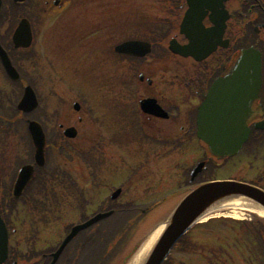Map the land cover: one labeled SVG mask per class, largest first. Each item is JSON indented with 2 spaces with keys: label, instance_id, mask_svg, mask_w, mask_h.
I'll list each match as a JSON object with an SVG mask.
<instances>
[{
  "label": "rangeland",
  "instance_id": "rangeland-1",
  "mask_svg": "<svg viewBox=\"0 0 264 264\" xmlns=\"http://www.w3.org/2000/svg\"><path fill=\"white\" fill-rule=\"evenodd\" d=\"M100 1L74 0L73 6H64L51 18L33 16L37 34L33 42L34 47L26 50V53H30L22 64L23 75L30 74L31 80H35L37 95L40 98L37 112L46 124L44 129L47 137V164L50 168L60 166L83 185L88 200H92L90 204L85 205L84 212L91 214L104 200H109L115 188L122 189L118 198L113 200L112 204L109 203L114 210L118 204L122 205L124 210L115 212L109 219L98 224L99 227L107 225L115 229L113 233L105 236L100 232L99 235L95 234L94 238L92 234L96 233L97 230L94 229L98 227L95 226L85 233L83 243L76 245L73 250H67L63 256L70 260L69 264L76 261L80 263L75 264H139L134 261L143 242L162 225L188 189L186 171L204 156L208 157V152L203 145L176 147L174 141L178 136L177 132L169 131V128L167 135H170L173 145L153 143L143 137L144 140L139 141L138 138L125 136L128 133L123 131L126 125L117 117V112L122 107H133L131 99L136 94L134 92L133 97L131 94L126 96L124 92L118 94V90H114L113 82L120 77L129 81L131 76V81L133 80L131 63L120 60L113 71L112 56L109 60L104 58L110 51H107L109 45L100 48L99 43L114 44L126 38L144 39L138 31L134 32L129 27L127 21L131 16L137 15L136 9L142 7L146 0H120L121 13L117 28L111 27L112 14H106L99 8ZM151 1L150 4L154 6L155 1ZM94 11L95 15L88 16ZM23 14L25 15V10ZM37 20L42 21L39 29ZM69 22L75 28L71 33L67 32ZM81 28L84 29V34ZM98 35L101 38H98ZM32 59L37 67H31L34 63L27 62ZM117 68L119 72L115 74ZM157 85L165 97L175 98V86H169L165 82ZM75 101L81 104L79 112L72 108ZM11 105L13 103L10 102L7 105V123L18 125L20 117L14 114L15 106ZM146 121L142 118L140 123L146 126ZM59 124L64 127L74 126L78 132L77 136L72 140L64 138L62 131L59 128L56 130ZM18 129L23 131V137L27 136L26 125L22 128L19 126ZM92 152L99 163L94 164L96 158L93 160ZM239 155L226 162L214 160L215 166L221 165V168L216 169L212 177H253L248 174L245 176L239 170ZM83 156L94 161L90 163L91 168L85 163ZM93 172L97 173V176H94ZM68 199L70 200L65 202L61 210L62 218L56 220L53 230L51 226L37 221L39 233L35 232L36 213L32 212L27 216L24 212L21 219L23 240L39 234L43 241L39 245L36 244L37 248H47L54 241L56 245L63 235L64 226L75 223L79 218L78 212L71 210L69 206L75 203V198L73 201L70 197ZM261 218L244 211L238 217L228 216L224 212L223 215L199 221L187 234L194 244L191 249L185 250L186 252L175 249L169 260L171 264H211L213 253L217 256L227 253L226 258L230 259L217 263L264 264L263 247L252 234L247 233L252 227L239 223L250 222L253 226H259L258 223L264 224V217ZM91 238L92 244L89 243ZM19 240L20 236L13 237L11 245L18 249L16 246ZM30 244L23 243L24 247L19 249L26 250Z\"/></svg>",
  "mask_w": 264,
  "mask_h": 264
},
{
  "label": "flooded vegetation",
  "instance_id": "flooded-vegetation-1",
  "mask_svg": "<svg viewBox=\"0 0 264 264\" xmlns=\"http://www.w3.org/2000/svg\"><path fill=\"white\" fill-rule=\"evenodd\" d=\"M1 1L0 44L7 50L12 61L13 50H17L12 44V33L18 20L23 18L24 10L26 16L33 20L34 13L39 12L42 17H52L64 6L74 5V0H59L57 5L53 3V0ZM150 1L146 0L142 7L136 9L137 15L131 16L127 21L134 32L138 31L140 36L144 37V39L129 38L128 40H142L149 43L150 52L148 55L135 57L120 55L115 52L111 53V47H115L119 44V41L114 44L99 43L100 48L109 45L107 51H110L105 54L107 58H105V55L104 58L109 60L112 56L113 71L120 60L131 63L129 65L130 71L133 72V80L131 81V76L129 81L121 77L117 79L114 77L116 79L113 82L114 90H118L117 93L121 94V92H125L130 82H138L139 87H136L138 95L134 97V100H136V109L138 110L139 129L128 124L126 128L128 136L131 139L138 138L139 141H143V138H145L153 143L173 145V140L169 138L170 135H167V129L169 128V131L174 130L177 132L178 136L174 141L176 147L201 145V142L196 137L198 105L204 99L208 88L215 78L228 73L241 50L252 47L259 55L261 63L259 97L252 104L251 114L247 119V125L250 129L247 140L237 155L232 158H225L224 162L240 154L239 170L245 176L246 174L253 176L250 179L246 176L245 181L264 189V129L255 127L257 123L264 119V0H197V6H201L203 13L205 12L201 19L202 26L200 27L202 28H197L198 36L199 38L202 37L201 34L207 31L206 33L210 34L211 44L214 46L213 51L203 59L183 57L169 51V41L172 38L181 45L188 43L185 36L180 33V23L187 9L186 2L184 0H154L153 6ZM120 3V0H107L106 2L101 0L99 2V8L103 12L112 14V28L119 26ZM95 14L96 12L94 11L88 16ZM30 24L34 35L35 29L32 22ZM39 25L40 23L38 22V29ZM74 30L72 23L69 22L67 32L71 33ZM102 30L103 28H101ZM81 31L82 34L85 33L83 28H81ZM143 34H146V36H143ZM98 38L101 37L98 35ZM196 46L198 48L196 52L200 56L201 46L199 44ZM20 50H17L14 56L19 57L22 61L23 53ZM118 72L119 68H117L115 74H118ZM162 82L176 87L175 98L169 99L163 95V91L157 85V83ZM22 88L23 84L21 81L16 85L8 82L0 65V217L5 222L8 230H10L9 226L12 227L9 244L14 236H17V238L20 236L17 246L18 251L12 254L9 245L8 257L3 264H50L52 253L58 246L49 251L46 250L51 247L46 250H40L36 247V244L39 245L43 241V237L39 234L30 236V239L26 240L28 242L24 241V237L21 235V218L24 212L22 200L15 202L16 205L14 207L13 203H9L8 197L12 194V188L19 168L24 164L25 153L23 131L20 132L18 129L19 126L22 128L24 125V116L20 111L19 113H14L18 118L20 117V123L17 122L18 125L7 123L8 94L12 98L18 96L22 94ZM119 97L120 95L117 96V98ZM143 98L155 99L157 104L167 112V117L142 113L138 103ZM11 103L14 105V100ZM131 114L133 115L134 113ZM117 115L119 118V112H117ZM142 118L147 120L146 126L140 123ZM60 130L63 132L62 128ZM131 131L136 134L131 135ZM214 159L213 157H207L205 161L212 166ZM230 165L235 167L234 164ZM71 194V190L66 192L67 196H71ZM61 207H63V204L56 203L53 197L48 199L47 204L34 207L37 213L34 224L35 232L39 233L38 223L52 227L57 210ZM23 243L31 244L26 250L19 249L24 247ZM66 253L67 248H65L55 264H67V257L65 256L63 259V255ZM226 254L217 256L216 253H213L214 256L210 260L211 264H219L217 263L218 261L230 259L229 257L226 258ZM169 258L170 256L167 257L164 264H171Z\"/></svg>",
  "mask_w": 264,
  "mask_h": 264
},
{
  "label": "water",
  "instance_id": "water-1",
  "mask_svg": "<svg viewBox=\"0 0 264 264\" xmlns=\"http://www.w3.org/2000/svg\"><path fill=\"white\" fill-rule=\"evenodd\" d=\"M22 2L24 0H14ZM197 0H186L188 6L180 24V33L188 39L185 45L178 44L175 40L169 43V50L183 57L203 59L212 50L207 48L208 37L199 38L197 27L201 25L204 13L198 8ZM202 1V0H198ZM1 9V0H0ZM206 34V32L204 33ZM13 44L16 48H27L32 41L31 28L27 20L23 19L16 27L13 36ZM201 54L197 44H202ZM115 51L127 55H144L150 51L148 43L140 41H127L115 47ZM0 61L7 75L12 80L20 78L19 73L12 65L8 54L0 45ZM261 85L259 55L252 48L242 50L230 71L222 77H218L210 86L207 94L197 112V137L207 145L209 152L224 158L235 155L247 139L249 129L246 120L251 114V105L259 95ZM141 109L151 115H162L154 101L140 100ZM39 105L37 96L31 85L24 86L23 95L17 103V109L29 113ZM75 110L80 109L78 103H74ZM160 111V114H159ZM165 115V114H164ZM256 128L264 129V120L257 123ZM27 129L34 147L33 164H26L19 169L15 180L12 195L19 198L33 178L34 167H42L45 164L46 136L40 123L35 120H27ZM63 134L68 138H74L77 131L73 127L66 128ZM204 162H199L190 172V182L202 171ZM121 193V189L111 194L115 199ZM242 198L264 209V190L237 180H217L201 183L190 189L172 208L163 229L153 243L148 254L141 264H161L176 241L200 219L205 212L215 203L223 200ZM112 211L100 212L74 226L59 248L53 254L51 264H54L60 253L70 240L81 230L109 217ZM7 230L0 219V264L7 256Z\"/></svg>",
  "mask_w": 264,
  "mask_h": 264
},
{
  "label": "trees",
  "instance_id": "trees-1",
  "mask_svg": "<svg viewBox=\"0 0 264 264\" xmlns=\"http://www.w3.org/2000/svg\"><path fill=\"white\" fill-rule=\"evenodd\" d=\"M17 99H18V96H15V100H17ZM37 116H38V119L40 121L42 120L41 121L42 123L43 122L45 123V121L40 117V115H37ZM202 175H204V173ZM68 178H70V176L67 173H65L64 171H61V169H57V168L49 169L48 166H46L42 169H39L38 172L36 173V176H35L33 182L31 183V188H33L34 190L29 191L27 193L28 200L32 201L34 203H38V202L40 203L41 202V196L44 193L54 192V189H52V188H53L54 182L56 180H58V179H59V181L61 180V183H63L65 185V184L69 183ZM206 179L207 178H204V176H203V179H201V181H204ZM28 200L25 199V203H28ZM108 203L103 202L100 205V207L98 208V210L113 209V207L111 206L112 202H111V204L110 203L108 204ZM120 210H124V209H122V205L118 204L115 212H119ZM263 221H264V219H263ZM239 223L244 225V226L250 225L252 227L251 231H249L247 233L252 234L253 238H255L258 241V244H260V246H262L264 249V241H263L264 224L258 223L259 226H256V225L253 226V224H251L250 222L249 223L248 222H239ZM114 230L115 229L109 228L107 225H101L100 227L97 228L96 233H93L92 235H94V238H95V234L99 235L100 232H103V234L105 236H109L110 234L113 233L112 231H114ZM187 234H188V232L186 234H184L178 240V244H179L178 250L189 251V249H191L192 245H194L190 241V239L187 237ZM92 239L93 238L89 239V243H91V244H92V242H91ZM81 243H83V241ZM91 244H90V246H91ZM96 246L98 248V243L96 244ZM11 253L12 254L16 253V249L11 247ZM68 261H70V260L68 259ZM75 263H80V262L76 261Z\"/></svg>",
  "mask_w": 264,
  "mask_h": 264
},
{
  "label": "bare ground",
  "instance_id": "bare-ground-1",
  "mask_svg": "<svg viewBox=\"0 0 264 264\" xmlns=\"http://www.w3.org/2000/svg\"><path fill=\"white\" fill-rule=\"evenodd\" d=\"M250 212L256 214L260 217H264V209L257 204H254L250 201H246L242 198L232 199V200H223L213 204L205 214L200 218V221H205L213 216L223 215V213H227L228 216L238 217L241 212ZM163 226H159L152 234H150L143 243V246L138 251L136 259L134 262H138L139 264L148 254L150 248L153 243L159 236Z\"/></svg>",
  "mask_w": 264,
  "mask_h": 264
}]
</instances>
